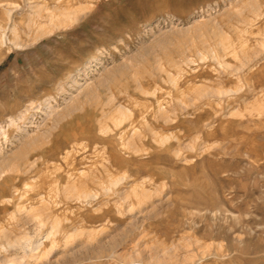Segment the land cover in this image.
I'll list each match as a JSON object with an SVG mask.
<instances>
[{"label": "rangeland", "instance_id": "1", "mask_svg": "<svg viewBox=\"0 0 264 264\" xmlns=\"http://www.w3.org/2000/svg\"><path fill=\"white\" fill-rule=\"evenodd\" d=\"M0 264H264V0H0Z\"/></svg>", "mask_w": 264, "mask_h": 264}]
</instances>
